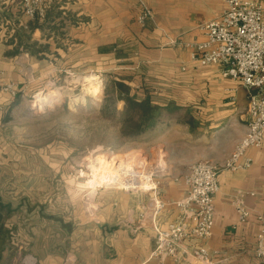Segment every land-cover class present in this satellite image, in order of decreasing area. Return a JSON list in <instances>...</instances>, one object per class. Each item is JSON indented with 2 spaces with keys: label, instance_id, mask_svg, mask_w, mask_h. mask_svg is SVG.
I'll list each match as a JSON object with an SVG mask.
<instances>
[{
  "label": "crops",
  "instance_id": "obj_1",
  "mask_svg": "<svg viewBox=\"0 0 264 264\" xmlns=\"http://www.w3.org/2000/svg\"><path fill=\"white\" fill-rule=\"evenodd\" d=\"M144 7L152 18L143 27L138 18ZM53 8L59 15L49 25L24 31L21 12L0 0L2 82L14 84L19 95L58 72L108 70L137 101L160 107L161 121L150 136L164 135L159 146L165 160L152 190L120 194L121 200L116 193L93 223L55 225L44 213L31 212L26 221L13 214L5 222L9 236L0 264H160L151 258L155 230L181 219L177 204L187 195L183 178L189 168L201 162L224 166L250 121L249 94L223 77L226 67L191 60L190 45L206 41L204 26L222 15L225 0H54ZM25 43L48 46V57L31 55ZM16 98L3 95L5 108ZM168 135L174 140H165ZM245 159L252 161L249 169L220 170L212 238L185 243L190 252L204 246L209 259L189 257L182 264H264L255 256L258 218H264V145L249 149ZM238 198L250 211L246 223L239 221ZM3 201L16 213L22 210ZM18 247L25 252L15 258Z\"/></svg>",
  "mask_w": 264,
  "mask_h": 264
},
{
  "label": "rangeland",
  "instance_id": "obj_2",
  "mask_svg": "<svg viewBox=\"0 0 264 264\" xmlns=\"http://www.w3.org/2000/svg\"><path fill=\"white\" fill-rule=\"evenodd\" d=\"M115 77L108 70L58 72L19 94L5 110L0 195L22 207L14 213L17 218L30 220L35 212L55 225L57 220L93 223L100 206H109L116 193L141 194L155 187L165 160L159 146L164 135L122 137V117L112 108L124 107L117 101ZM53 88L62 89L63 98L37 108L39 98ZM93 88L96 95L90 93ZM24 252L18 247L14 257Z\"/></svg>",
  "mask_w": 264,
  "mask_h": 264
},
{
  "label": "built area",
  "instance_id": "obj_3",
  "mask_svg": "<svg viewBox=\"0 0 264 264\" xmlns=\"http://www.w3.org/2000/svg\"><path fill=\"white\" fill-rule=\"evenodd\" d=\"M225 4L222 15L204 26L206 41L190 45L191 60L203 67H226L223 77L238 82L249 94L250 121L244 138L224 166L201 162L189 168L183 178L188 192L177 204L181 219L167 230H155L156 246L151 258L160 264L167 260L187 263L189 257L209 259L204 246L190 252L185 243L194 238L204 244L213 236L220 170L249 169L252 161L245 159L247 151L264 145V6L259 0H225ZM53 5L54 0H6V7L18 9L26 20L20 25L24 31L29 30L30 23L44 22ZM151 18L152 11L144 7L138 23L144 27ZM5 94L16 98L18 91L14 84H4L0 79V114L6 110L2 102ZM235 207L240 223H246L250 211L242 198L235 201ZM258 221L261 230L255 256L264 263V218L260 216Z\"/></svg>",
  "mask_w": 264,
  "mask_h": 264
},
{
  "label": "trees",
  "instance_id": "obj_4",
  "mask_svg": "<svg viewBox=\"0 0 264 264\" xmlns=\"http://www.w3.org/2000/svg\"><path fill=\"white\" fill-rule=\"evenodd\" d=\"M52 7L45 18V21L40 25L39 21H35L29 25L30 29L44 28L52 22L55 16H58ZM18 43L21 38L18 36ZM24 41L21 43L23 44ZM20 47V45H18ZM19 47L14 51V55L19 54ZM48 46H38L37 44L25 43V51L33 56H37L40 59H46L48 57ZM117 101L124 102L122 111L112 106L115 115L122 117L121 135L126 139H137L146 133L154 131L161 121V109L160 107L153 105L150 101L145 100L142 102L131 95V89L120 81H115ZM15 211L11 206L4 203L0 197V259L4 250V246L8 240L9 232L5 229V222L10 218Z\"/></svg>",
  "mask_w": 264,
  "mask_h": 264
},
{
  "label": "bare ground",
  "instance_id": "obj_5",
  "mask_svg": "<svg viewBox=\"0 0 264 264\" xmlns=\"http://www.w3.org/2000/svg\"><path fill=\"white\" fill-rule=\"evenodd\" d=\"M90 93L96 95L98 93V91H97V89L93 88L90 90ZM63 96H64V93L62 92V89L53 88L49 91V93H47L46 96L39 98L36 106H37V108H44L45 105H47L48 103H50V101H52L50 99H55L58 101V100L62 99ZM77 99L78 98H75L74 101L76 102Z\"/></svg>",
  "mask_w": 264,
  "mask_h": 264
}]
</instances>
